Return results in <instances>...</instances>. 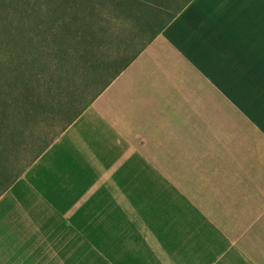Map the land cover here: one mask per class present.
I'll use <instances>...</instances> for the list:
<instances>
[{
  "label": "crops",
  "instance_id": "obj_1",
  "mask_svg": "<svg viewBox=\"0 0 264 264\" xmlns=\"http://www.w3.org/2000/svg\"><path fill=\"white\" fill-rule=\"evenodd\" d=\"M152 19L106 39L82 94L18 121L0 264H94L100 248L135 262L115 231L148 200L156 264H264V0H186Z\"/></svg>",
  "mask_w": 264,
  "mask_h": 264
},
{
  "label": "rangeland",
  "instance_id": "obj_2",
  "mask_svg": "<svg viewBox=\"0 0 264 264\" xmlns=\"http://www.w3.org/2000/svg\"><path fill=\"white\" fill-rule=\"evenodd\" d=\"M185 1L0 0V42H7L0 48V121L7 108L12 107L14 111L17 109V100L26 88L27 90L29 88L30 92L33 91L34 86L42 82L38 77L43 76L42 78L46 80L52 78L55 68L58 67H62L65 72L61 82L65 87L63 96H73L77 91L82 94L85 80L94 73L90 65L100 61L101 57H104L100 54L107 49L99 45L98 39L102 36L99 29L92 32L85 28L87 18L83 19L84 15L91 17L98 28L100 12L108 11L110 16H114L121 9L124 10L121 17L124 23L122 31L112 25L111 32L104 35L110 46L115 47L126 41L123 39L124 36L127 38L142 36L146 33L144 28L147 21L152 18L151 21L155 19L156 22L166 20ZM74 25L83 29H80L82 33L79 37L75 35L77 38H73L74 42H77V47L72 49L66 44L73 40ZM118 33L120 38H116ZM87 38L94 40L90 61H85L81 57ZM72 54L75 58H72ZM72 62L75 64H71ZM2 185L0 181V187ZM153 201L148 200L146 215L132 216L129 226L124 230L115 231V239L124 244L132 260H136L130 264H156L153 255L155 239ZM100 249L106 251V248ZM116 250L122 253V248ZM103 253H100V261L94 264H108L101 261L105 256Z\"/></svg>",
  "mask_w": 264,
  "mask_h": 264
},
{
  "label": "trees",
  "instance_id": "obj_3",
  "mask_svg": "<svg viewBox=\"0 0 264 264\" xmlns=\"http://www.w3.org/2000/svg\"><path fill=\"white\" fill-rule=\"evenodd\" d=\"M124 13V10H120V12L114 16H110L108 11H102L99 13L101 16L98 21V28L96 27L94 21L91 19V17H88L87 15L83 16L87 19L85 20V28L92 30V32H95L93 30L99 29V32H101L100 38L98 39L100 47L104 48L106 43V38L104 35L111 32L112 25L118 22H121L122 14ZM87 14V13H85ZM70 25V24H69ZM72 26V25H70ZM80 29H83V27H80L78 25H74V35L72 39L75 37H79V35L82 33ZM77 37H76V36ZM66 37V36H64ZM71 36H69L70 38ZM65 39V38H64ZM67 39V38H66ZM65 39V40H66ZM96 40V39H95ZM93 39L87 38L85 40V47L83 49V52H81V57L85 59V61L91 60V49L93 46ZM63 42V40H62ZM97 42V40H96ZM4 43L7 42H0V48L4 46ZM68 48H76L77 42H74V39L66 44ZM73 55V54H72ZM72 58H75V55H73ZM62 63V62H61ZM71 64H75V62H72ZM69 64V65H71ZM60 66V65H59ZM57 67V66H56ZM70 68V66H69ZM56 71L53 72L54 75L52 78H47V80L42 78L41 76L38 77L40 80H42L41 83L38 85H33V91H28L26 88V91H24L23 94L20 95V99L17 100V106L16 110L14 111L12 107L7 108L5 111V114L3 118H1L0 121V160L4 156V150L10 145L12 136L17 133L16 128H18V121H22L27 118L28 113L36 112L40 109L42 106V98L48 97L50 95L59 94L60 92L64 91L65 87L61 83L63 81V77L65 76V72L63 71L62 67L55 68ZM52 81V82H49ZM49 82V83H48ZM27 84V83H26ZM12 97V95H10ZM10 97V98H11Z\"/></svg>",
  "mask_w": 264,
  "mask_h": 264
}]
</instances>
